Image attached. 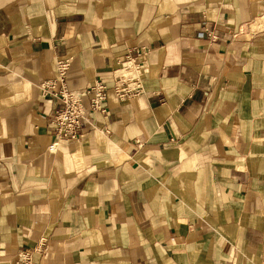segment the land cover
Wrapping results in <instances>:
<instances>
[{
	"label": "crops",
	"instance_id": "0c3cea01",
	"mask_svg": "<svg viewBox=\"0 0 264 264\" xmlns=\"http://www.w3.org/2000/svg\"><path fill=\"white\" fill-rule=\"evenodd\" d=\"M59 59L68 89L110 85L78 140L40 90ZM132 60L143 90L120 98ZM27 251L264 264V0H0V264Z\"/></svg>",
	"mask_w": 264,
	"mask_h": 264
},
{
	"label": "built area",
	"instance_id": "2783aa9c",
	"mask_svg": "<svg viewBox=\"0 0 264 264\" xmlns=\"http://www.w3.org/2000/svg\"><path fill=\"white\" fill-rule=\"evenodd\" d=\"M212 40L216 36L210 31L208 33ZM204 35V33H200ZM144 64L136 63L135 60L122 63L112 88L116 94L122 97L135 96L143 90V79L136 71L144 69ZM69 69L68 59H59L56 62V74L53 78L46 79L40 83V90L50 103L58 105L49 118V125L57 139L78 140L80 132L85 123L93 121L92 114L97 111H106L105 103L110 85L106 82L96 80L86 90H70L66 86V76ZM58 141L52 142L48 150L52 153L57 149ZM44 242L39 246L42 249ZM32 253L22 252L11 264H32Z\"/></svg>",
	"mask_w": 264,
	"mask_h": 264
}]
</instances>
